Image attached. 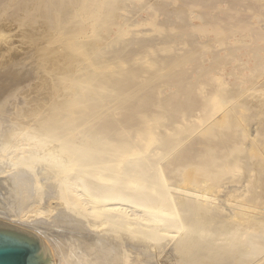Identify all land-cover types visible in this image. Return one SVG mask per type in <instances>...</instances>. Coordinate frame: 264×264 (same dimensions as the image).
<instances>
[{"label":"bare ground","instance_id":"obj_1","mask_svg":"<svg viewBox=\"0 0 264 264\" xmlns=\"http://www.w3.org/2000/svg\"><path fill=\"white\" fill-rule=\"evenodd\" d=\"M3 15L43 22L49 38L63 41L56 51L66 53L34 91L26 88L33 69L18 76L0 69V225L38 236L53 264H264V122L248 128L256 116L251 106L259 111L264 102L249 106L247 88L235 87L258 83L264 97V70L255 78L257 69L248 66V51L264 50V43L238 55L229 50L237 34L264 42V0H0ZM219 36L232 38L223 55L213 44ZM187 54L195 55L199 74L224 59L210 83L219 88L225 78L232 92L222 127L212 123L205 135L195 136L196 110L217 116L218 89L187 83L194 67L182 69ZM122 57L129 69H121ZM256 59L263 65V54ZM166 71L170 81L161 82ZM163 83L177 89L163 93ZM240 108L250 110L243 113L249 131L236 129ZM202 142L211 163H195L196 170H209L216 181L237 166L239 185L218 194L183 183ZM232 196L246 203L235 209ZM248 217L247 227L234 226Z\"/></svg>","mask_w":264,"mask_h":264},{"label":"rangeland","instance_id":"obj_2","mask_svg":"<svg viewBox=\"0 0 264 264\" xmlns=\"http://www.w3.org/2000/svg\"><path fill=\"white\" fill-rule=\"evenodd\" d=\"M124 13H128L127 14L128 17H130V19L132 18V20L137 19L136 14H134L133 12H126V11H124ZM7 16L8 15H6V16L3 15V17L2 16L0 17V18H2V19H0V30H1L0 31V69H4V70H7L8 69V70H10L11 71L10 74H12V75L17 74V72L18 71H21V70H23L25 72V71H30L31 69H33V71H34V73H36V75L34 73L32 74L30 72V76L33 75L32 77H29V82L31 81L30 82L31 85L29 84V82H25L26 85H22L24 87V89H20L21 91L19 90L21 93H23V92L25 93L26 91H24V90H25V87L27 86V84H29L28 85L29 87L27 86L26 88H29L30 89V86H32V84H33L32 89L33 88H36L34 85L37 83V81L38 82L40 81V78L41 77H43L45 75H47V76H50L51 75V73L49 72V71H51L50 69H52V71H53V69L55 70L56 68H58L59 66H61V63H60L61 61L60 60H61V58H63L62 55H63V53L66 50L61 47V49H59V51H56L59 48L58 45L61 42H63V41L61 39L49 38V36L52 35L51 34L52 31L49 32L50 33L49 34L48 31H50V30H48L47 25L44 24L43 22H40L41 24L38 23V25H35L36 23L35 24L32 23V22L26 23L27 21L20 22L19 23L18 21L15 20L16 23H14V19L12 18L13 16H11V15L8 16V17H10V18H8L9 20L7 19ZM132 16H134V17H132ZM11 18L13 19L12 21H11ZM6 24H8V25H11L12 24L11 29L10 28H7L8 25H6ZM21 24H25V25L22 26ZM32 24H34V25H32ZM134 27H136V26H134ZM137 27H140V25L137 26ZM89 31H90L89 34L92 37H95L96 36V32L97 31H95L93 29H91ZM47 34H49V35H47ZM130 34H132V33H130ZM237 35H238L237 38H239V42H237L231 49H229V50H232L233 51V54L234 55H238V54L244 53V52L247 53L246 51H248L249 48H252L254 46H257L258 44L259 45H263V43H264L262 39H257L256 41H254L255 39L253 40L250 37V35H248V34L244 38H242L240 36V34H237ZM110 36H111V38H113V37L115 38L116 37V35L113 34V33H111ZM73 37H75V38H73ZM73 37L71 36L70 37V40L74 41L76 39V36H73ZM199 40L200 41H204L205 40V37L202 36V37L199 38ZM231 40H232V38H227L225 36H219L218 39L216 38L213 41V44H215L218 48H220V55H223V54H225L226 51H228L227 50L228 43ZM102 41L104 42L105 39H102ZM245 41H247L248 43L245 42ZM246 43L248 45H246ZM250 43H252V44H250ZM55 45H56V47H58L57 49H55L56 48ZM243 46L246 48V50H245V48H241ZM52 47L54 48L53 50H52ZM239 47H240V49H239ZM63 50H65V51H63ZM62 51H63V53H62ZM175 51L176 50H172L171 51V54H174ZM178 51L183 52V50H178ZM178 51H176V52H178ZM188 51H189L188 54H190V50H188ZM192 51H195V50H192ZM208 51H211V50H202V53L205 52L204 53L205 58L210 59V58H212V55ZM254 51L256 52V55H257L258 52L260 54H263L264 55V50H260V51L259 50L258 51L257 50H253V51L251 50V51H248V54H249V56L251 58V60L248 62V66L250 68L257 69V70H255V74L256 75L254 74V76H256L255 78H257V76L260 73H262L263 70H264V63H263V65H261V63L258 61V59H256V55L254 57ZM206 52H207V54H206ZM52 53H53V55H52ZM188 54L186 55V57L188 56ZM191 56H192V58L189 56L191 58V60H189V57H187L188 58L187 61H185L187 58L184 56V59H185V60H183L184 62L183 61H182L183 63L181 62L182 65L179 63L177 65V68L180 67V65L182 66V69L183 68H186V67H189V68L190 67L192 68L193 66L195 67L196 66V61L194 59L195 55L193 56L191 54ZM123 57L120 58V61H119L121 63L120 64L121 69H129V67L132 65V62L131 61H128L126 58H123ZM53 59H55V60H53ZM51 61H53V62H51ZM54 61H55V63H54ZM194 63H195V65H194ZM223 63H224V59H218V60H216V63L214 65V67L217 66L221 70L220 69L218 70V68H215L213 70L214 67H212V68L209 67L210 69L208 68V70L206 71L207 73H204L203 72V74L202 73L199 74L197 72V70H196V67L195 68L194 67L192 68L193 70L195 69L194 71L191 68L190 69L186 68L188 70V71L186 70V72H190L192 70L190 73H187L188 75H190L192 73L190 75L192 77L190 78V81H189V79L187 80V83L188 82H192V83H195V84L196 83L199 84V83L205 82L206 84L208 83L212 87L208 86V87H205V88H201V90L202 89L203 90H207V88L208 89H210V88H214L215 89L216 88L215 87V83H210L211 82L210 80L212 79V77L214 75H216V74L218 75V74H221L222 73V70L225 68V64H223ZM205 64H206L205 66H207V67L209 66V64L207 62H205ZM147 66H149L151 69H153V71L156 69L155 68V64H153L152 62H149ZM260 67H261V69H260ZM243 70H244L243 71L244 74H246V75L249 74V71L248 70H246V69H243ZM261 70H262V72H261ZM173 71L176 72L175 70L171 69L172 74L174 73ZM178 71H180L179 72L180 73L179 76H180L181 73H182V71L184 72L185 70H179L178 69L177 72H176V74L178 73ZM169 72L170 71H166L167 74L165 73L166 74L165 77H162L160 79L161 82L170 81V78L169 77L166 78L167 75L168 76L171 75V72H170V74H169ZM236 72L239 73L240 71L238 70ZM37 73H38V75H37ZM39 74L40 75L42 74V76H40ZM201 75H202L203 79H202V77H200ZM17 76H18V74H17ZM187 76L183 73L182 76H180V77L186 79ZM190 76H188V77H190ZM19 77L22 80H24V76L23 75H20ZM207 77H209V78H207ZM224 79L222 78L221 81H220V83L222 85L219 86V88H216V89H218L217 90L218 92H217L216 107L214 108V111L213 112L217 116H215V115H214L215 117L214 116L213 117H210L209 116V118H208L209 112L204 113L202 111L200 112V110H196L197 113H201V114H200V117L197 120L199 122V126L196 127V130H195L196 134H195V136L201 135V134L202 135H205L208 131L210 132L212 130L211 129L212 128V126H211L212 123L220 124L221 127H222L223 122L225 121V118L223 116V111H224V109L227 106V102L226 101L228 100L227 98L230 95H232V92L231 91H228L227 88H226V86L222 82ZM32 80L35 81V83ZM38 84H36V86H38ZM189 84H191V83H189ZM241 84L235 86L236 87V90L238 89L237 91H239V90L243 91V89H246L247 88V91L245 90V92H246L245 95H246V101L247 100L249 101V104H248L249 106H250V102H251L250 100H253V102H251V104H253L254 102H256L255 104H260V103L262 104V102H264V100H261L264 97L260 94V92H258V91H260V88L259 87H262V86H260L258 83H255L254 85H250L249 82H245V84L244 83H241ZM257 84L259 85V87H255V86H257ZM162 85L163 86L166 85L165 88L163 86H161V88H160V89H162V87H163V89L161 90L163 93H167V92L172 91V90L175 91V89H177V87L175 85L172 86V84H170L171 86H169L168 83H163ZM22 86H21V88H22ZM248 87L249 88L251 87V90L252 91ZM32 89H30V91ZM26 90H28V89H26ZM34 90L35 89H33L32 91H34ZM234 91H235V89H234ZM250 92H251V94H250ZM256 92H258V93H256ZM24 93H23V95H24ZM25 94H29V93H25ZM32 94H33V92H32ZM225 95H226V97H223ZM258 96H260L261 98L258 97ZM256 97H258V98H256ZM199 99H202V96H199ZM259 100H261V101H259ZM200 103H202V101ZM263 105L264 104H262V106ZM262 106H261L262 109L260 108L259 111H258L259 108L258 109H255V108H252V106H251L250 109H254L256 111V113H255L254 110H251V111L249 110L250 111V115L253 113L256 116H253V118H251V121L252 122L251 121L250 122L252 124L250 125V127H248L249 125L247 126V124H248L247 122H249V121H244L245 120L244 118H246V117H243L244 114H248V116H249V111L247 109H245V108H242V109L240 108V110L235 114V119L237 121V128H236L237 131H238V129H241L239 131H244V130L249 131L248 128L251 129L252 126H255L256 125L255 123L264 122V107H262ZM199 145L203 148L202 155L197 160L189 161L192 164L191 167L185 168V170H183V174H185L186 181H189L190 179H194V181H196V184L195 185L188 184V183H186V181L183 182V183L187 187H191L192 190H194V189L204 190L205 188H208V189H211L212 188L211 191H213L215 189V190H217L219 192L218 194H221L226 189L225 187H230L232 185L233 186L239 185V183L237 182V180H240L243 177L242 176L243 175V172L242 171H239V169L237 168V166L231 167V168H233V170L231 172L227 173V174H218L216 181L215 180H212V179H210V178L207 177V176H211V173H210L209 170L208 171H205V170H203L201 168L199 171H197L196 170L197 169V166H195V163L199 164L198 167H204L205 165H208V164L211 163V157H212L211 156L212 150L210 151L208 149V142H202ZM237 197L238 196H234V197L232 196L231 197V206L233 208H235V209H240V208L237 207V206H239V202L246 203V200H242V199L240 200ZM251 205L254 206L255 205V202H251ZM239 212H240L239 213V216H241V214H243V211H242V213H241V211H239ZM244 215H242L241 217L244 218L245 217ZM242 218L239 219L240 222L234 223V226H237L240 229H243V228L247 227L250 224L251 219H252L251 217H248L247 219L246 218L245 219H242ZM232 226H233V224H232ZM261 255L262 254H260L259 257Z\"/></svg>","mask_w":264,"mask_h":264},{"label":"water","instance_id":"obj_3","mask_svg":"<svg viewBox=\"0 0 264 264\" xmlns=\"http://www.w3.org/2000/svg\"><path fill=\"white\" fill-rule=\"evenodd\" d=\"M0 264H53V258L39 251L38 236L0 225Z\"/></svg>","mask_w":264,"mask_h":264}]
</instances>
